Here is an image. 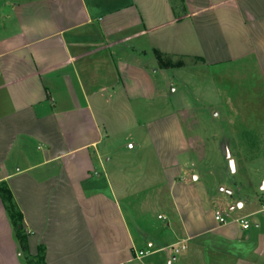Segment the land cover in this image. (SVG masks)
<instances>
[{
	"label": "crops",
	"instance_id": "obj_1",
	"mask_svg": "<svg viewBox=\"0 0 264 264\" xmlns=\"http://www.w3.org/2000/svg\"><path fill=\"white\" fill-rule=\"evenodd\" d=\"M179 6L0 0V182L27 237L23 250L0 197V264H34L40 246L44 264H132L134 249L152 264H264V201L228 204L247 228L219 223L224 189L186 179L178 117L137 115L165 96L152 49L252 56L264 80V0Z\"/></svg>",
	"mask_w": 264,
	"mask_h": 264
},
{
	"label": "rangeland",
	"instance_id": "obj_2",
	"mask_svg": "<svg viewBox=\"0 0 264 264\" xmlns=\"http://www.w3.org/2000/svg\"><path fill=\"white\" fill-rule=\"evenodd\" d=\"M172 3L178 12L180 0ZM152 54L165 96L151 100L155 108L137 112L138 117L144 121L173 112L189 139L181 159L187 164L186 179L214 194L222 186L215 209L226 220L240 218L228 204L264 201V80L258 64L252 56L205 64L196 56L165 55L161 61L153 49Z\"/></svg>",
	"mask_w": 264,
	"mask_h": 264
},
{
	"label": "trees",
	"instance_id": "obj_3",
	"mask_svg": "<svg viewBox=\"0 0 264 264\" xmlns=\"http://www.w3.org/2000/svg\"><path fill=\"white\" fill-rule=\"evenodd\" d=\"M182 1V0H180ZM158 59L162 61V56L166 54L161 53L157 49H154ZM168 56V55H167ZM202 60V58L200 57ZM0 197L4 204L5 210L12 222L14 227V232L17 238V241L21 249L26 250L27 248V237L26 233L22 227V213L16 204V201L12 195L10 188L6 185L4 181L0 182ZM34 264H44V249L40 246L38 247V252L34 259Z\"/></svg>",
	"mask_w": 264,
	"mask_h": 264
},
{
	"label": "built area",
	"instance_id": "obj_4",
	"mask_svg": "<svg viewBox=\"0 0 264 264\" xmlns=\"http://www.w3.org/2000/svg\"><path fill=\"white\" fill-rule=\"evenodd\" d=\"M127 146L128 147L132 146V143L131 142L127 143ZM262 207L264 208V204H262ZM214 217L219 223H225L227 221L226 218L218 210L214 211ZM235 220L238 221L240 226L243 228H247L249 226V222L246 217L236 218ZM181 247H183V245H181ZM178 250H179L178 247H174V251L177 252ZM147 254H148V250L134 249L130 260L132 264H152L151 262L146 261L144 259Z\"/></svg>",
	"mask_w": 264,
	"mask_h": 264
},
{
	"label": "water",
	"instance_id": "obj_5",
	"mask_svg": "<svg viewBox=\"0 0 264 264\" xmlns=\"http://www.w3.org/2000/svg\"><path fill=\"white\" fill-rule=\"evenodd\" d=\"M229 166H230V169L233 171L234 170V159L232 157H229ZM222 188V186H221ZM228 192H230L228 189H226Z\"/></svg>",
	"mask_w": 264,
	"mask_h": 264
}]
</instances>
